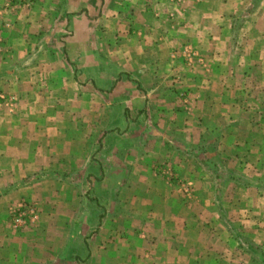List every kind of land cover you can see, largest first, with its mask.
I'll list each match as a JSON object with an SVG mask.
<instances>
[{
  "label": "crops",
  "instance_id": "0c3cea01",
  "mask_svg": "<svg viewBox=\"0 0 264 264\" xmlns=\"http://www.w3.org/2000/svg\"><path fill=\"white\" fill-rule=\"evenodd\" d=\"M253 1L0 0V264H232L211 195L262 143L238 136L264 124L241 119ZM20 200L38 218L16 230Z\"/></svg>",
  "mask_w": 264,
  "mask_h": 264
},
{
  "label": "rangeland",
  "instance_id": "374dc122",
  "mask_svg": "<svg viewBox=\"0 0 264 264\" xmlns=\"http://www.w3.org/2000/svg\"><path fill=\"white\" fill-rule=\"evenodd\" d=\"M10 2L6 6L7 9H15L17 6L22 5L17 0H10ZM254 5L256 7L255 10L260 11L264 16V0H254L253 4H250L252 9ZM244 6L246 10L247 5L244 4ZM258 24L262 28L263 35L259 40L254 39L260 46V50L255 51L254 56H257V60L261 59L259 63H256L257 66L253 68V71L255 70L257 75V77L253 76L256 82L244 83L239 86L242 91L246 89L243 98L245 102L242 107L244 114L241 119L246 124L250 123L253 128L255 127V120L259 116H255L256 114H254L256 110L255 105L259 108L264 107V20L262 21V25L261 21ZM247 37L251 39V37L255 36L251 34ZM72 66L70 67L72 68ZM260 69L261 74L258 76L257 71ZM76 72L77 69L74 70L72 68L73 80L74 78L77 79ZM242 131L240 129L238 136L243 134L244 142H262L253 149V153L251 154L253 159L257 158V166L255 167L253 162L250 166L251 159L245 155L243 157L246 159L245 169L247 171H245V175H243L240 166H238L240 169H231L232 172H229V170H221L220 173L215 172L214 185L217 188L216 190H219V193L216 192L211 197H213L216 203L229 204L231 207L228 211L222 212V216L224 224L229 227L230 234L235 242V244L231 245L232 250L234 249L233 257H236V259H232L234 262L232 264H264V124H262L258 132L254 131L252 134L244 133L246 132L245 130ZM87 142H96V140L89 138ZM239 152L242 153L241 151ZM220 174L226 176L220 177ZM228 186L230 190L225 189L227 193H221L224 190L223 187ZM241 186L246 189L243 193L242 189H239ZM88 193H90L89 190ZM86 199L88 204H96L97 206H101L102 204L93 194L91 196L87 194ZM78 259L81 260V257H78ZM76 264H79L78 261H76Z\"/></svg>",
  "mask_w": 264,
  "mask_h": 264
},
{
  "label": "built area",
  "instance_id": "2783aa9c",
  "mask_svg": "<svg viewBox=\"0 0 264 264\" xmlns=\"http://www.w3.org/2000/svg\"><path fill=\"white\" fill-rule=\"evenodd\" d=\"M10 1V0H9ZM22 5L28 6L31 0H17ZM185 62L192 66L200 64V57L197 50L192 46H186L182 52ZM12 103V98L5 93L0 92V107L8 106ZM177 184H182L181 180L177 179ZM10 222L14 229L19 230L27 226L28 223L34 222L38 218V210L35 204L29 203L25 200H20L13 206L9 212Z\"/></svg>",
  "mask_w": 264,
  "mask_h": 264
}]
</instances>
